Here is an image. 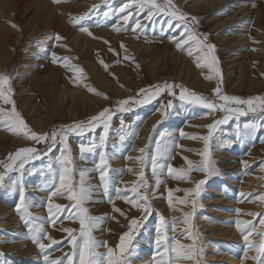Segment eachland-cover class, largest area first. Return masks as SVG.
<instances>
[{"label":"rangeland","instance_id":"rangeland-1","mask_svg":"<svg viewBox=\"0 0 264 264\" xmlns=\"http://www.w3.org/2000/svg\"><path fill=\"white\" fill-rule=\"evenodd\" d=\"M131 2L132 0H59V2L18 0L19 4L13 6L14 8L7 6L1 8L2 13L17 14L13 23H7L8 26L15 25V27L9 26L13 32L7 30L10 34L12 33L14 39L18 40L15 39L16 42L12 39L7 43L9 44L5 49L7 57L2 59L3 61L7 59V65L0 61L2 65L0 74L10 77L9 84L4 86L5 89L11 87V98L16 110L19 109L18 112L26 120L25 122H28L27 125L38 134L51 133L53 129H60L63 125L87 121L104 108L110 109L103 149L96 148L90 152H81V145L89 146L93 142L99 143L100 135L105 134L102 122L98 121L94 130L86 131L82 135H68L67 145L70 150L68 154L71 157L72 169L70 182L78 188L82 179L80 173L82 171L85 173L83 181L85 186H91V192L90 198L83 207L87 208L89 215L101 218L98 226L92 231L93 237L98 242H107L108 246L115 248L120 241V236L129 230V219L139 220L147 215L139 232L133 233L130 245L132 250L125 254L126 264H156V258H159L155 245L156 226L161 216L168 221L169 237H175L181 243L190 245L193 241L188 238V232L183 230L188 229L195 235V260L175 259L172 254L173 264H264V257L259 262L245 258L247 245L242 233L235 226L237 219L252 221L247 228L248 232L254 233L251 239L259 242L264 238L260 235L264 233V225L260 224V219H264V216L253 217L247 214L264 213V202L257 198L258 194L264 193V142L261 141V137H264V120L261 119L260 114L246 111L245 115H232L226 124L219 125L213 131L208 144L209 171L205 172L196 167L203 168L202 154L205 144L201 137L208 135L209 129L206 125L228 115L226 111H221L219 108L209 110L200 105L182 101L179 98L182 90L180 87L172 89L174 95L165 90L146 104L130 102L126 106L128 111L118 110L117 103L128 98L142 100L144 97L137 95L140 89L150 90L152 86H163L166 82L183 86L218 103L222 102L218 101L213 92L218 81L223 94L243 99L264 97V0H215L212 4L204 0H172V5L175 6L173 10L187 14V22L192 32L201 39L204 34H207V43L215 46L211 55L216 58V63L212 68L208 66L211 63V57L207 62L203 59L208 52L206 48L197 52V45L190 42L184 50L177 49L176 42L180 40L185 28L182 22L170 14L162 12L155 14L151 20H146L149 8L136 5L130 9L132 15L125 25L121 17L127 15L129 10L120 13L119 9ZM164 2L165 0H158V3L164 4ZM93 5L97 7L93 9ZM84 14H87L84 20L75 25L71 22L72 18ZM191 17H196L197 20L192 21ZM62 20L71 22L73 28L89 37L90 46L79 55L82 62L75 63L76 54L70 49L68 36L60 39V42L56 41L71 50L66 53L58 54L55 47L52 48L55 41L50 44L45 42L49 38L43 29L46 24L50 21L58 23ZM137 20L144 25V28L134 31ZM26 26L30 28L27 30ZM113 26L121 28L120 31H115L121 34V37L116 38L115 41H111L107 33L104 34L107 30H114ZM17 27L18 30L14 31ZM82 28H87V32L82 31ZM1 30L0 46L7 42L6 34L9 35L6 30L3 29L4 34ZM20 30L22 33L25 31L24 35ZM220 37L221 40H219ZM245 37L248 40L241 41ZM130 38L149 47L146 52H141L142 55L159 56V59L165 61L161 69L167 77L154 82L148 81L144 83L145 85L141 83L125 97L116 94L114 90L111 92L112 89L103 85H97L96 88L93 84L97 92L100 90L99 93L107 97L103 95L101 102L94 92L84 86L86 83L84 79H79L80 73L74 72L66 65L84 69L89 68L87 63L92 61L100 72L111 75V71L117 69L120 63L124 64L122 67L128 64L123 61L120 54L127 48L126 41ZM121 44L126 47H121ZM189 51H192L193 55L190 56ZM256 51L261 54L254 58ZM52 53H55L57 57L70 59L54 63ZM105 58L113 59L107 68ZM180 66H183L187 75L197 76L199 79L212 76L213 86L203 90L174 77V70ZM70 72L74 73L71 75ZM227 77H229V84L225 82ZM237 77L241 80L239 81ZM73 79L77 82L74 83ZM238 81L242 83L239 84ZM49 85L57 91L65 86L76 88L84 95L79 99L65 98L64 105H66L60 106L55 113L51 114L49 124L43 132H40L34 127V123H29L28 119L34 118L36 124L46 121V112L52 108L53 96L49 92L41 93V89ZM18 86L22 88L20 91ZM234 86L238 91L229 89ZM87 93H92L94 96L84 101ZM169 101L173 105L171 109L166 107ZM0 107L10 110L12 106L4 104L0 99ZM242 107L246 109V106ZM157 112L146 133L140 135L147 121ZM252 122L257 124L255 129H244V124ZM7 127V122L0 124V161L9 163L8 155L23 147L36 149L38 158L29 160L20 171L8 172L3 183H0V264H45V256H48L50 260L64 258L67 264L65 254H71L72 245L67 242L69 234L63 229L72 228L78 234L80 228L77 219L67 218L73 202L68 200L67 195L57 194L52 197V202L65 206V210L56 213L55 224L48 213L50 191L60 183L62 166L58 158L64 151V144L58 138L55 147L48 152V145L44 142L38 143L21 134H15L7 130ZM181 132L186 135L182 136ZM161 133L164 134L163 137ZM192 136L196 138H191ZM139 137H142V140ZM157 140L166 143L168 151L165 155L157 157L154 175L152 155L156 151ZM140 149H144V152H140ZM101 151L106 154L107 193L97 170ZM137 157L141 159L137 160ZM187 161L193 162L191 171H188ZM168 165L186 172V178H176L180 175L179 172L169 174ZM4 171L3 165L0 164V173ZM141 171L146 187L140 186L138 191L147 194L151 207L150 214L143 213L139 208L133 207L121 198L124 195L129 197L134 195L131 189L141 184L139 176ZM198 181H204L199 185V195L196 192L183 191L196 189ZM21 187L25 190L26 201L31 205L29 208L31 216L23 218L16 210V205L20 202ZM118 189L121 190L120 193L117 192ZM170 189L173 190L171 206L168 202ZM240 193L251 195L241 197ZM180 200L187 202L181 203ZM193 200L196 202V208L191 216L189 227L183 223V213L193 212ZM114 208L120 209L125 215L116 212ZM236 209H240L241 212L238 214ZM174 217L178 218L175 232L171 230ZM26 220L28 224L25 223ZM28 225H31L33 229L42 227L48 236L60 243L41 251L33 242ZM146 233H150L148 238H144L142 243L139 242L142 235ZM41 241L44 244L50 243L43 235H41ZM96 251L106 253L107 250L101 246ZM223 255H230L233 261L227 262L221 259ZM253 255H256L255 251L249 249L247 256Z\"/></svg>","mask_w":264,"mask_h":264},{"label":"snow or ice","instance_id":"snow-or-ice-1","mask_svg":"<svg viewBox=\"0 0 264 264\" xmlns=\"http://www.w3.org/2000/svg\"><path fill=\"white\" fill-rule=\"evenodd\" d=\"M54 2H59V0H54ZM136 5H139L141 8L147 7L149 8L148 15L145 17L146 20H151L155 14L158 13H167L170 14L173 18L183 23V26L185 28V32L182 33L181 38L178 42H176V47L178 50H184L185 46H188L190 42H194L197 47L196 51L201 52L204 48L208 50L207 54L203 57L205 62L208 61V58L211 57V63L208 65L210 68L213 67V65L216 63V58L212 56V52L214 50V45L211 43H207V34L203 35V39H201L199 36L194 34L189 27L188 24V17L187 14L181 13L178 10H173L175 8L174 5H172V0H165L164 4L158 3V0H132L131 3L125 4L123 7L119 9L120 13H124L126 10L128 11L127 15H122V20L124 21V24L127 25L129 17L132 15V12L130 9ZM96 5H93V9L96 8ZM87 14L81 15L79 17L72 18L71 22L75 25L79 21H82L85 19V16ZM107 15V13H105ZM192 21H196V17H191ZM15 27V25H13ZM114 30L120 31L121 28H117L116 26H113ZM144 28V25L141 24L139 20H137L136 25L134 27V31L142 30ZM82 31L87 32V28H82ZM91 35V33H88ZM187 37V38H185ZM57 40L62 39L59 35L56 37ZM121 47H124L123 44H121ZM111 50V49H110ZM188 54L191 56L193 55L192 51H189ZM53 62L57 63L61 60L67 61L70 58L69 57H57L55 53H52ZM125 59H130V57H125ZM101 64H103V61H100ZM67 67L71 68L74 72L80 73V80L84 79L83 75V69L79 68L78 66H72V65H66ZM199 66V62H198ZM107 68V65H105ZM219 75L217 71V76ZM207 79H212V76L206 77ZM10 81V77L5 74H0V99L3 100V103L6 105H11V109L7 110L3 107H0V124L7 122V130L15 133V134H21L25 136L26 138H29L31 140H34L36 142H44L48 145V152H51L52 148L55 147L57 140L59 138L60 142L64 144V151L62 152L61 156L58 158V162L62 166V171L60 174V183L59 185H56L53 187V189L50 191L49 199H48V213L49 218L52 219L53 224H55V216L56 213L61 212L65 210V206L54 204L52 202V197L56 196L57 194L60 195H67V198L72 203V209L69 210L70 215L67 218H75L78 220L80 228L79 232L77 234V231L72 228H64L63 231L68 233V239L67 242L72 245V252L71 254H65L67 257V264H126V253L131 252V242L133 240V233H138L140 228L143 226L144 221L147 219V215L142 216L139 220L137 218H131L129 219L128 224V231L124 232L120 236V241L116 245L115 248H112L107 245V242H98L95 240V238L92 235V231L95 227L98 226V223L101 218L93 217L88 214L87 208L83 207L84 203L90 198V192H91V186H85L83 177L85 173L82 171L80 173L81 175V183L78 188L74 187L70 182V173L72 171L70 165H71V157L68 154L70 151L68 149L67 145V139L69 134H84L86 131L94 130L97 126V122H102L103 126L105 128V134H101L99 138V143L93 142L89 146L81 145V152H90L95 150L96 148L103 149L105 140H106V132L108 129V120L110 119V109L104 108L101 112H99L97 115H94L90 118H88L87 121H80V122H74L70 125H63L60 127V129H53L51 133H43L38 134L35 131H33L25 122L21 114L16 110L15 103L11 98L12 89L11 87H7L5 89V85H8ZM73 82L76 83L77 81L73 79ZM88 88L89 91L94 92L97 95H105L103 93H99L96 91V89L84 85ZM174 87H180L182 90L180 92L179 98L182 101H186L190 104L200 105L202 107H205L209 110H216L219 108L221 111H226L228 115H225L220 120H215L212 123L206 125V127L209 129L208 135L201 137V139L204 141L205 148L203 152V168H200L199 166H196L198 170H202L205 172L209 171V161L207 159L208 157V144L209 139L213 134V131L222 124H226L231 118L232 115H245L246 111H250L253 113H259L262 120H264V97H249L247 99H243L238 96H230L222 93L221 84L218 81L217 86L213 89V92L215 96L218 98V101L222 103H218L217 101L211 100L207 97H204L200 94H197L193 91H190L186 88H183V86L179 85H173L168 84L167 82L161 86V85H155L152 86L150 90L148 89H140L139 93L137 95L143 96L144 99L142 100H135L134 98H128L124 100L118 101L119 109L120 111H128V107H126L130 102L134 103H141L146 104L149 103L152 98H155L156 96H159L161 92L167 90L170 94L174 93L172 92V89ZM105 98L106 95H105ZM231 105H235L234 107ZM242 106H246L242 107ZM167 109H171L173 107L171 101L167 104ZM163 115V113H162ZM239 127V126H238ZM257 127V124L255 122L252 123H246L244 124V129H255ZM181 135H186L185 133L181 132ZM164 134L161 133V137H163ZM191 138H196L195 136H192ZM123 139V137H122ZM50 140V143H49ZM261 141L264 142V137H261ZM140 152H144V149H140ZM168 151V147L166 143H162L161 140H157L156 142V151L152 155V161H153V173L155 175L156 173V160L158 156L165 155ZM105 152H100V163L97 165V170H99L100 179L102 183L105 185V192L107 193V184L108 181L106 179V175L108 172V169L106 167L107 161L105 159ZM37 150L32 147H23L18 148L15 153H10L8 155V161L9 163H5L0 161V164L3 165L4 172L0 173V183H3L5 176L10 171H20L24 168L25 164L29 162V160L37 159ZM137 160H140L141 157H137ZM187 160V158H185ZM189 168L188 171L192 170L193 162L187 161ZM168 172L169 174L177 173L179 172L180 175H178L176 178H186L187 173L183 170H177L174 169L171 165H168ZM139 176L141 178V184H138L134 186L131 189V192L134 193L132 197L129 196H121L122 199L125 200V202L130 203L133 207L139 208L143 213H151V207L148 203V196L146 193H140L138 191V188L140 186L146 187V182L143 181V172L141 171L139 173ZM204 183V181H198L197 182V188L196 189H184L183 191L185 193L189 192H196L197 195H199L198 189L199 185ZM179 190V189H177ZM121 190H117L118 193H120ZM172 191L169 190L168 195V202L171 206L173 204V198H172ZM19 195H20V202L16 205V210L18 213H21L22 218L24 216H31V213L29 212L30 208V202L26 201L25 199V190L23 187L19 189ZM251 194L246 193H240L241 197H245ZM257 198L264 202V193L258 194ZM181 203H186V200H180ZM193 212H185L183 213V223L186 225H189L190 227V220L191 216L193 215L195 208H196V202L193 200ZM74 210V211H73ZM116 212H120L121 215H125L120 209L114 208ZM236 212L239 214L241 212L240 209H236ZM248 215H251L253 217L258 216H264V213H247ZM178 218L172 219V225L171 230L173 232L177 231L176 224H177ZM26 224H28V221H25ZM252 224V221H246V220H239L237 219L235 221V226L237 227L238 231H240L243 235V239L247 245L245 249V258H250L255 261H261V258L264 257V238H262L259 242H254L251 239V236L254 234L253 232H248L247 228L249 225ZM260 224L264 225V219H260ZM29 232L32 234L31 238L33 242L37 245V247L44 251L45 249L51 247V245L59 244V241L54 240L51 236H48L46 232L43 231L42 227H36L33 229L31 225H28ZM168 221L164 217H160V220L156 226L157 235L155 239V245L157 252L159 253V258H156V264H173V257L172 254H174L175 259H188V260H195V235H193L188 229H184L183 232H188V238L192 239L193 243L190 245H185L181 243L178 239L175 237H169L168 235ZM183 234V233H182ZM41 235H43L44 238L50 241L49 244H44L41 241ZM262 237H264V233H260ZM103 246L106 248V253H100L97 252L96 249ZM249 249H253L256 253V255H253L251 257L247 256V252ZM165 257H167L165 259ZM45 264H65L64 258L59 259H52L50 260L48 256L44 257Z\"/></svg>","mask_w":264,"mask_h":264},{"label":"bare ground","instance_id":"bare-ground-1","mask_svg":"<svg viewBox=\"0 0 264 264\" xmlns=\"http://www.w3.org/2000/svg\"><path fill=\"white\" fill-rule=\"evenodd\" d=\"M204 1H207L209 4H212L213 2H215V0H204ZM18 3V0H0V9L1 8H4V7H15L17 6ZM13 7V8H14ZM17 8V7H16ZM17 14H8V13H2L0 11V29H2L1 31L6 30L8 32V30H11L9 26L11 25H7V23L11 24L13 23L15 20H16V16ZM43 15V14H42ZM38 16L40 17V15L38 14ZM8 20V22H7ZM18 21V20H17ZM56 21V20H55ZM47 23V21H44ZM43 22V23H44ZM14 25V24H13ZM13 27V26H11ZM27 27V26H26ZM25 27V28H26ZM22 28V27H21ZM24 28V29H25ZM30 27H27V30L29 29ZM8 29V30H7ZM23 29V28H22ZM43 29H45L46 31V34L49 35V38L45 41L47 44L49 43H53V41H55L53 43V47L56 51H58V54L59 53H66L67 51H71L70 49H72V51L74 50V53L76 54V56H74V61L75 63L76 62H82L81 58H80V54L82 52H85L86 49L90 46V42H89V37L80 32L79 30H77L76 28H73L71 22H67V21H61L58 23L56 22H48L46 24V27H44ZM18 30V27L15 28L14 31ZM26 30V29H25ZM12 31V30H11ZM21 31V30H20ZM20 31H19V35H20ZM116 30H110L107 32L103 31L104 34L107 33L108 37L111 39V41H115L116 38H120L121 37V34L118 33V32H115ZM13 32V31H12ZM27 32V31H26ZM98 32V31H96ZM100 32V31H99ZM9 33V32H8ZM22 33V31H21ZM25 33V31H24ZM24 33H22L24 35ZM3 34H4V31H3ZM2 34V35H3ZM12 34V33H11ZM9 33L6 34V38H8L7 42H4L2 43V45L0 46V51L2 49V51L0 52V61L2 62L3 58L4 57H7V54H6V50L7 49V45L9 46V42L12 41V39H14ZM67 34V35H66ZM8 35V37H7ZM57 35H59L62 39L63 37H66L68 36L69 37V41H68V44L70 45V49L67 48V46H63L60 45V43H57L56 41L60 42L59 40L56 39ZM5 36V35H4ZM25 37V36H24ZM23 37V38H24ZM3 39V38H2ZM5 39V37H4ZM16 39V38H15ZM14 39V40H15ZM21 39V37H20ZM65 39V38H64ZM18 40V39H16ZM15 40V41H16ZM121 40V39H120ZM219 40H221V37L219 38ZM248 39L245 37L243 39H241V41H247ZM2 41V40H0ZM21 42V40H19ZM17 42V41H16ZM128 42V43H127ZM15 43V42H14ZM64 43V42H63ZM23 44V43H22ZM59 44V45H58ZM67 44V43H66ZM67 44V45H68ZM126 44H127V48H125L124 50L121 51V58L123 59V61L127 62L128 64L126 66H123L124 64L120 63L119 64V67L115 70H112L111 71V75L110 73L109 74H106V73H102L100 72L99 68L96 66V64L94 62H90V63H87V65L89 66V68H82L83 71H84V82L86 83V85L94 88L96 86L97 88V85H103L109 89H112L111 92L114 90L116 94H119L120 96H127L129 95L130 93H132V90L136 89L137 87H139V85H141V83H147L148 81L149 82H154L156 80H161V79H164L167 77V74L162 71L161 69V65L163 66L165 61L159 59V56H150V55H147V56H144L142 55V51L146 52L147 49L149 47H147L146 45H143L140 41H135L134 39H129V41H126ZM12 47V46H11ZM69 47V46H68ZM72 47V48H71ZM126 47V46H124ZM10 48V47H9ZM13 48V47H12ZM11 49V48H10ZM153 51V50H152ZM142 52V53H141ZM8 53V52H7ZM9 54V53H8ZM13 54V53H12ZM153 54V53H152ZM261 53H258L257 51L254 53V58L256 56H260ZM15 55V54H14ZM23 55V54H22ZM11 56V55H10ZM18 56V55H17ZM130 57V59H125V57ZM173 56V55H172ZM179 56V55H178ZM7 60V59H6ZM3 61L5 63V65H7V62ZM11 61V60H10ZM9 61V62H10ZM8 62V63H9ZM111 62H113V59H108V58H105V63L107 66H110ZM175 62V61H174ZM259 62V61H258ZM3 63V64H4ZM86 63V62H85ZM248 63V62H247ZM256 63V62H255ZM257 64V63H256ZM83 65V64H82ZM4 66V65H3ZM2 65L0 64V72L2 70ZM183 67V66H182ZM180 66L177 67L175 70H174V77L176 78H180L184 81H186L187 83L193 85L194 87L196 88H199V89H203V90H206V89H209L211 88L213 85L212 83V79H207L206 77H204V79H199L197 76H190V75H187L184 70V68H182ZM104 70V69H103ZM74 73V72H73ZM72 73V74H73ZM56 73H54L55 75ZM71 74V72H70ZM71 74V75H72ZM189 74V73H188ZM69 75V76H71ZM30 76V75H29ZM41 77V76H40ZM234 77V76H233ZM238 78V77H237ZM40 79V78H39ZM228 79L229 77L226 78V83H228ZM239 79V78H238ZM237 79V80H238ZM16 80H18L16 78ZM241 79H239L240 81ZM64 81V80H63ZM238 81V82H239ZM19 82V81H18ZM65 82V81H64ZM233 83V81H230ZM17 83V82H16ZM67 83V82H66ZM237 83V82H236ZM242 83V82H239V84ZM93 84L95 85L93 87ZM231 84V83H230ZM18 85V83L16 84ZM39 85V84H37ZM145 85V84H144ZM190 85V86H191ZM242 85V84H241ZM237 86V84H236ZM240 86V85H239ZM19 87V86H18ZM99 87V86H98ZM104 87V88H105ZM229 87V85L227 86ZM106 88V89H107ZM22 88H18V90L20 91ZM102 89V88H100ZM230 90H235V91H238L237 87H231L229 88ZM42 90V91H41ZM40 91L41 93H51V96L52 99V108L49 109L47 112H46V116H45V119L46 121H43L41 122L40 119H38L40 121V123H37L36 124V120L33 118L31 120V117L30 119H28L29 123L32 122V124L34 123V127H36L40 132H43L44 129L46 128V126L49 124L48 122L50 121V118H51V114L55 113L58 108L61 106V107H64V99L68 97L74 99V98H80L82 95H84V93L82 91H79L78 89L76 88H67V86L63 87L60 91H57L54 89V87H52L51 85H49L48 87H45V88H42ZM97 91V89H96ZM104 91V90H103ZM100 92V90H99ZM22 93V92H21ZM38 93V92H37ZM114 94V93H113ZM43 95V94H42ZM41 95V96H42ZM97 98L100 99H103V95L100 96V95H97ZM118 95V96H119ZM94 96V94L92 95V93H87L86 94V97L83 99L84 101L88 100V99H92ZM116 96V95H115ZM105 97V96H104ZM82 99V98H81ZM97 99V100H99ZM95 100V99H94ZM75 101V100H74ZM90 101V100H89ZM93 101V100H92ZM103 101V100H102ZM101 101V102H102ZM26 104L27 102L24 101ZM88 102V101H87ZM98 102V101H97ZM31 104V103H30ZM75 104V103H74ZM64 105V106H63ZM10 106V105H9ZM70 106V105H69ZM25 108V107H24ZM32 108V106H31ZM30 108V109H31ZM35 108V106H34ZM73 108V107H72ZM98 108V107H97ZM19 110V109H18ZM17 110V111H18ZM32 110V109H31ZM29 110V112L31 111ZM34 110V109H33ZM97 110V109H96ZM94 111V110H93ZM92 111V112H93ZM28 112V114H29ZM36 112V111H35ZM158 114V112L156 114H153L151 116V118L147 121V123L145 124V126L142 128V131L140 133V135H143L144 133H146L150 123L152 122V120L155 118V116ZM37 115V114H36ZM30 116V115H29ZM28 116V117H29ZM35 116V114H34ZM38 118H40L39 116H37ZM36 117V118H37ZM26 121V120H25ZM28 123V122H27ZM31 124V125H32ZM141 140H142V137H139ZM140 141V140H139ZM138 141V142H139ZM123 219V218H122ZM120 220V218H119ZM113 228V227H112ZM150 233H146L145 235H142V237L140 238V241L139 242H143L144 241V238H148L147 236L149 235ZM212 250V249H211ZM210 250V251H211ZM212 252V251H211ZM208 253V252H207ZM221 259H225V261L227 262H232L233 259L231 258L230 255H223Z\"/></svg>","mask_w":264,"mask_h":264}]
</instances>
